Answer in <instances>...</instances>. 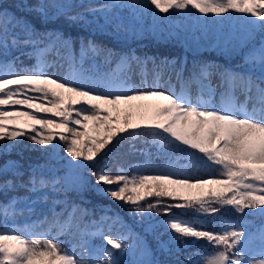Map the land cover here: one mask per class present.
Masks as SVG:
<instances>
[{
	"label": "snow or ice",
	"instance_id": "1",
	"mask_svg": "<svg viewBox=\"0 0 264 264\" xmlns=\"http://www.w3.org/2000/svg\"><path fill=\"white\" fill-rule=\"evenodd\" d=\"M19 7L38 13L44 21L63 16L84 25L93 23L86 13L99 14L104 24L98 27H110L125 40L143 37L146 29L141 21L147 12L155 21L160 13L192 17L195 10L193 42L202 38L197 32L210 31L209 24L240 20L244 34L226 36L225 43L236 41L247 51L237 68L194 61L185 80L186 58L178 63L175 57L138 55L134 48L117 52L84 37L79 38L77 58L71 35L38 30L26 17L0 8V141H11L7 145L11 149L27 138L51 149L45 164L29 165L26 171L17 160L0 164V193H16L20 188L29 193L27 199L14 195L0 201V215L13 221L0 229V264H264V0H103L95 6L72 0H23ZM77 7L83 11L73 13ZM121 9L131 10L128 23L116 15ZM188 31L177 26L164 38L188 43ZM153 35L160 33L153 30ZM20 48L31 49L22 53L35 57L31 67L19 66L18 57L8 58ZM49 54L56 59L49 61ZM95 57H103L105 64L115 60V68L100 71ZM86 58L93 59L92 71L84 67ZM62 62L68 65L64 75L50 71L63 67ZM136 69L139 84L132 82ZM166 71L169 79L163 80ZM172 75L181 82L179 92L171 84ZM213 75L219 77L218 85L212 84ZM192 84L198 86L196 95L191 93ZM217 87L222 89L218 103ZM237 90L244 94V102L238 101ZM253 94L256 102L249 107ZM140 136L151 137L160 152L183 146L190 163L198 156L209 171L190 174L180 157L168 156L162 167H153L150 161L128 168L118 165L113 175L105 161L88 175L95 176L96 185H103L98 191L140 218L145 235L133 232L114 211L100 221L85 223L88 209L70 200L69 193L82 196L87 190L86 170L100 154L118 149L126 137ZM60 142L71 157L62 176L51 165ZM49 200L42 219L22 226L15 223L17 215L32 214L37 203ZM57 205H62L60 211ZM173 208L182 211L177 215ZM226 208L258 216L261 224L255 231L243 223L204 230L205 223L184 219L185 209L216 216ZM159 216L165 219L157 221ZM116 225L122 231L114 236L111 229ZM96 234L103 246L89 243ZM148 234L156 240L157 250L171 259L154 255L145 239ZM61 235L72 237L71 247H63ZM201 239L207 247L182 254V249ZM129 251L134 256L131 261L126 258Z\"/></svg>",
	"mask_w": 264,
	"mask_h": 264
},
{
	"label": "trees",
	"instance_id": "2",
	"mask_svg": "<svg viewBox=\"0 0 264 264\" xmlns=\"http://www.w3.org/2000/svg\"><path fill=\"white\" fill-rule=\"evenodd\" d=\"M78 4H92L93 6L99 5L103 0H75ZM23 0H0V8H7L9 12L15 13L18 16L26 17L38 30H56L63 32L66 36L71 35L76 41L74 44V52L79 57V38L84 37L90 38L97 44H100L106 48L113 49L117 52L127 51L130 48H134L138 55H156V56H168L170 58L175 57L178 61L184 62L186 58V70L183 74L184 79L187 80L190 70L193 66V62H210L213 64H221L223 67L237 68L242 65L243 57L247 48L242 44H237L236 41L232 43H225V37L235 35L236 37L242 36L243 25L240 20L232 22H225L221 25L209 24L210 31H205L203 34L200 32L196 33V36L202 37L198 42L191 40L192 30L195 27V15L196 12L193 10V16L188 17L185 14L174 13L172 16L160 13L159 20H153L150 12H147L141 21V25L146 29L142 38H131L125 40L124 38L117 36L112 28H101L98 25L104 24L103 16L97 14L93 16L90 13H86L87 18L93 21L90 25H84L83 22H72L66 17L60 16L55 19L44 21L41 19L38 13L28 12L25 9L19 7ZM28 3H35V0H27ZM83 11L82 8L77 7L73 10V13ZM116 15L128 23L132 19L131 10L121 9ZM241 16L242 14H236ZM177 26L181 28H187L189 35V42L176 40L175 38L166 39L164 38L169 30L175 29ZM153 30L160 33L159 36L153 35ZM30 48L13 49L8 57H18L19 62H22L19 66L31 67L35 63V57L29 56L22 53L30 52ZM115 60L110 64H105L103 57H99L96 65H99L100 71H109L115 68ZM89 71H92L91 67H86ZM149 75L151 74L152 65H148ZM163 80H168L169 76L167 71L165 72ZM171 84L175 86L179 92L181 89V82L178 81L175 75L171 76ZM195 84H192V88ZM255 101V95L253 94V100ZM147 142V143H146ZM11 141H0V164L10 160H17L23 166L25 171L29 165L40 163L45 164L49 159V153L51 152L50 147L45 150V147L39 145H33V143L25 138L21 144L16 145L14 148L9 149L7 145L11 144ZM60 147L57 149L56 156L51 160L53 170L59 169L58 174L64 175L67 169V163L71 160V157L63 150V142H60ZM135 146L134 148L132 146ZM183 146L169 152L157 151L155 145L151 144V137L140 136L136 140L130 138H124L121 140V145L118 149L113 148L107 152V155L100 154L97 158V162L93 163L89 169L86 170L87 179L90 183L87 186V190L83 192L82 196H78L75 192L69 193L70 200H74L81 207L88 209L90 215L84 217L85 223L90 221H100L105 215L111 216L113 211L119 213L130 225L136 230L141 236H144V224L140 223V218H133L128 214L126 207L115 201L110 196L104 195L98 188L103 185H96L95 176L88 175L90 172H95L101 167L105 161H107V167L113 169L112 174L115 175V168L118 165H122L125 168L129 166H139L144 164L145 161H150L153 167H162L168 163L167 157L172 156L180 157V163L188 165V170L194 172H207L208 169L204 168L201 163L198 162V156L194 157L190 163L185 157L187 153L182 150ZM140 149H146L144 153ZM199 169V171H197ZM126 174L132 175V171H128ZM152 174V173H146ZM18 196L22 199H27L29 193L24 188H20L16 193H0V201H6L9 197ZM51 201L47 203H40L45 209V213H48V209ZM23 207V205H19ZM62 205H57V211H60ZM111 209L112 211H106ZM70 210V208H69ZM181 209L173 208V213L179 215ZM188 215L184 219H190L194 221H200L206 224L204 230H219V226L224 223L239 224L243 223L245 227L253 226L252 231L256 230V226L261 224V220L258 216L244 215L236 212L233 209L226 208L222 209L221 212L216 216H204L197 215L191 209H185ZM250 210H246L249 212ZM44 213V214H45ZM67 213H65V216ZM79 215V213H77ZM165 219L162 216L156 217L157 221ZM9 219L6 221L2 215H0V229H3L6 225L8 226ZM146 223V222H145ZM163 231L162 228L157 229ZM167 239V236L164 237ZM59 239L65 241L63 247H71L72 237L67 235L59 236ZM76 239H79L77 237ZM149 247L153 250L154 255L159 259H171L166 254H162L157 250L156 240L152 234H148L145 237ZM191 243V241H189ZM207 242L203 239L195 241L188 249H182V254L187 255L197 249L207 247Z\"/></svg>",
	"mask_w": 264,
	"mask_h": 264
},
{
	"label": "rangeland",
	"instance_id": "3",
	"mask_svg": "<svg viewBox=\"0 0 264 264\" xmlns=\"http://www.w3.org/2000/svg\"><path fill=\"white\" fill-rule=\"evenodd\" d=\"M48 60L49 61H54L56 59V57L54 56V54H49L48 55ZM99 57H95V63L98 61ZM63 63V67H60L59 65H57L56 67H53L50 69V71L52 72H56L58 75H64L67 71H68V65H67V62H62ZM85 66L89 67V66H93V59L91 58H86L85 59ZM215 65H218L220 66V64H215ZM221 67V66H220ZM223 68V67H222ZM140 79H141V76L139 75V69H136L135 70V73L133 74L132 76V82L135 83V84H139L140 83ZM149 82H151V75H149ZM211 82L212 84L215 86V85H218L219 84V77L217 75H213L211 77ZM191 93L193 95H196L197 92H198V86L196 85L195 87L191 88ZM222 91L221 88L217 87L216 89V94H215V101L218 103L219 100H220V92ZM236 96L238 98V101L239 102H244V99H245V96L242 92H240L239 90H237L236 92ZM35 103H41L42 101H34ZM255 101H251L249 103V107L252 106L253 103H255ZM187 171L190 173V174H193V175H203L205 172L203 171H200V172H194L193 170H188ZM35 211L34 213L32 214H29L27 211H24L23 214L21 215H17L15 217V223L18 225V226H22L24 223L26 222H31V221H34L36 220L37 218H43V214L45 213V209L43 207V205H41L40 203H37L35 206ZM122 218V217H121ZM123 222L125 224H127L131 230L135 233H138L136 230L133 229V227H131V225L124 219L122 218ZM12 218H9V224L8 226H11L12 225ZM46 227V226H45ZM92 231H95V230H92ZM104 231L107 232L108 229L107 227L104 228ZM118 231H122V229L119 228V225H116L114 226L112 229H111V232L112 234L115 236L117 234ZM89 243L94 245V246H103V241L101 239V236L99 234H96L95 236H92L89 238ZM110 247V246H109ZM79 251V249H78ZM138 256V254H137ZM126 258L131 261L132 259H134V256H133V253L131 251H129L126 255ZM258 259L260 257H257Z\"/></svg>",
	"mask_w": 264,
	"mask_h": 264
},
{
	"label": "water",
	"instance_id": "4",
	"mask_svg": "<svg viewBox=\"0 0 264 264\" xmlns=\"http://www.w3.org/2000/svg\"><path fill=\"white\" fill-rule=\"evenodd\" d=\"M73 3L77 4L75 1L72 0Z\"/></svg>",
	"mask_w": 264,
	"mask_h": 264
}]
</instances>
